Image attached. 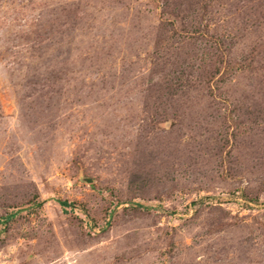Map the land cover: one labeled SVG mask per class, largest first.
<instances>
[{
    "label": "rangeland",
    "instance_id": "obj_1",
    "mask_svg": "<svg viewBox=\"0 0 264 264\" xmlns=\"http://www.w3.org/2000/svg\"><path fill=\"white\" fill-rule=\"evenodd\" d=\"M0 264H264V0H0Z\"/></svg>",
    "mask_w": 264,
    "mask_h": 264
},
{
    "label": "trees",
    "instance_id": "obj_2",
    "mask_svg": "<svg viewBox=\"0 0 264 264\" xmlns=\"http://www.w3.org/2000/svg\"><path fill=\"white\" fill-rule=\"evenodd\" d=\"M62 204V206H65V203H61ZM9 218H11V217H9Z\"/></svg>",
    "mask_w": 264,
    "mask_h": 264
}]
</instances>
